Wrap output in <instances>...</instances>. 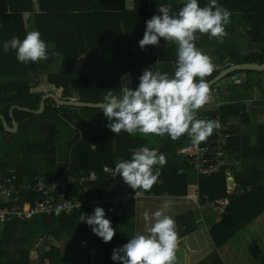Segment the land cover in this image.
<instances>
[{
    "label": "trees",
    "instance_id": "1",
    "mask_svg": "<svg viewBox=\"0 0 264 264\" xmlns=\"http://www.w3.org/2000/svg\"><path fill=\"white\" fill-rule=\"evenodd\" d=\"M179 1L135 0V8L127 10L125 0H38L39 11H36L33 0H0V115L5 117L11 127L9 112L12 106L37 110L42 96L50 92L40 91L38 87L61 90L62 98L66 100L77 95L80 101L99 103L107 91L121 87L122 77L130 73L133 77L131 85L135 90L139 85L136 79L138 74L141 75L142 68L149 64L155 66L157 61L164 59L165 51L178 48L177 44L167 45L169 42L164 41L159 49L148 46L142 50L139 41L143 39L146 22L154 15H159L155 10L159 7L170 5L169 13L178 14L186 0ZM198 3L204 7L209 0H198ZM218 4L232 13L231 23L226 26L229 35L221 44L215 38L210 39L207 34L198 33L196 45L215 49L222 47L223 54L229 55L235 63H263L264 50L261 53L240 55L241 43L234 39L241 41L236 26L244 22L249 26L245 38L248 45L264 47V0H218ZM27 23L30 25L27 26ZM31 29L39 31L41 39L52 43L60 55L53 59L50 57L45 62L24 64L17 60L15 50L4 52V42L14 36L22 40ZM111 38L116 39V44L108 48L106 40ZM234 44L236 50L229 52ZM176 64L175 59V69ZM220 70L214 68L205 77L207 82ZM242 73H245L244 81L240 80ZM249 73L264 74L235 71L211 88L222 85L225 89L221 91L232 93L233 78L239 79L240 86H245L252 79L246 75ZM207 107L203 105L196 114L206 111L209 115H220L225 122L231 123L232 137L240 126L236 127L233 116L238 117L241 124L245 123L241 119L247 114L244 112L245 103L228 102L223 108L221 104ZM13 117L18 124L15 133L5 131L0 118V173L3 176L22 181L43 174L52 178L60 171H94L98 175L100 192L110 195L116 191L110 184L107 169H114L119 161L130 159L132 149L147 146L158 149L159 153L166 156V164L158 166L161 171L159 179L163 180V184L152 187L148 193L153 192L161 197L163 194H167L165 197L186 196L188 187L193 184L192 177L198 187L195 197L199 198V205L213 209L219 206V200L228 197L227 190L231 184L240 181L243 191L246 186H251L250 191L230 196L232 201L220 222H214V218L207 214L203 216L202 223L208 226L216 251L234 241L245 226L264 212V147L259 150L247 145L246 148L239 147L231 151L233 155L242 151L241 159H256L261 163L262 168L254 169L251 166L249 173L239 171L238 166L234 167L230 163L232 156H229L227 165L213 173L195 175L189 165V171L178 174V169L186 168L188 157V153L179 150L191 142L190 139L180 137L173 141L168 136V144L159 151L147 136L111 132L106 127L109 121L100 108L59 106L53 99L46 101L41 114L15 109ZM63 134L71 136L65 143L66 152L60 143ZM183 139L186 141L183 142ZM259 140L264 142V132H260ZM32 145L41 148L33 149ZM231 147L230 141L229 150ZM105 205L106 218L116 226L135 218V201L125 206L114 203ZM90 213L88 211L87 215ZM194 216L199 218L195 213ZM194 216L189 212L175 219L181 237L194 233L202 226L194 220ZM30 221L32 235L29 239L19 237L17 231L23 225L19 219L13 218L2 224L0 264H45L46 261L47 264H71L75 256L78 264H118L113 259L110 263L106 262L108 256H103L101 260L105 262L100 263V259L92 258L91 252L96 250L113 255L114 249L121 248L129 241L117 240L114 244H107L86 223H79L73 216H38ZM64 233L73 237L72 254L64 252L61 246H52L47 251L51 244L49 237L60 242ZM30 247L36 249L38 261L30 259Z\"/></svg>",
    "mask_w": 264,
    "mask_h": 264
},
{
    "label": "clouds",
    "instance_id": "2",
    "mask_svg": "<svg viewBox=\"0 0 264 264\" xmlns=\"http://www.w3.org/2000/svg\"><path fill=\"white\" fill-rule=\"evenodd\" d=\"M159 12L161 15H154L146 22L139 46L142 50L148 46H159L161 39L177 44L178 59L174 75L145 69L135 90L127 86H122L118 92L109 90L98 107L109 121L106 127L114 134L122 131L144 136L162 137L167 134L173 141L187 135L193 145H198L212 134L216 126L215 121L196 117V112L210 98L205 77L214 71L215 65L195 42L199 39V33L207 34L210 39L215 38L222 44L229 35L226 26L231 23L232 13L218 4V0H209L204 7L200 6L198 0H186L178 14H170L167 7H159ZM9 49L15 50L17 60L24 64L50 58L48 44L41 39L39 31L28 32L22 40L14 36L4 42V52ZM59 55L56 51L51 52L53 57ZM165 164L166 156L163 153L145 146L135 150L131 159L116 163L113 177L121 176L134 190L148 191L157 183L161 175L160 167ZM60 173L80 174L81 171ZM85 211L66 216L76 217L79 223H86L105 243L111 242L116 232L106 218L105 210L96 207L90 216L84 214ZM152 217L154 223L148 229V234L137 235L121 248L114 249V261L118 264H176L178 234L174 219L165 215L163 210H157ZM145 220H149L148 213H145Z\"/></svg>",
    "mask_w": 264,
    "mask_h": 264
},
{
    "label": "built area",
    "instance_id": "3",
    "mask_svg": "<svg viewBox=\"0 0 264 264\" xmlns=\"http://www.w3.org/2000/svg\"><path fill=\"white\" fill-rule=\"evenodd\" d=\"M196 117L215 121L216 126L212 134L200 144L193 145L189 142L179 150V152L188 153V157L186 168L178 169V174L189 171V165L192 169L190 171L195 175L210 174L229 162L228 147L232 138L231 123L225 122L220 115H209L206 111L199 112ZM186 139L190 138L186 135ZM138 149L140 148L132 149L131 156ZM107 172L110 175L108 177L110 184L116 191L110 195L100 192L98 175L94 171H81L80 174L60 173L52 178L43 174L22 181H17L13 177H5L0 181V220L8 222L13 218L26 220L39 215H78L85 209H95L106 203L125 206L132 201L156 197L153 192L132 189L119 175L113 177L114 169H107ZM162 184L163 180L158 179L154 186ZM245 190H249V187L243 191V189L236 190L233 186L234 193H242ZM166 195L163 194V196ZM218 203L226 205L228 199H221Z\"/></svg>",
    "mask_w": 264,
    "mask_h": 264
},
{
    "label": "crops",
    "instance_id": "4",
    "mask_svg": "<svg viewBox=\"0 0 264 264\" xmlns=\"http://www.w3.org/2000/svg\"><path fill=\"white\" fill-rule=\"evenodd\" d=\"M174 2H180V1L174 0ZM33 5L35 7V10L39 11L38 0H33ZM165 7L170 9V5L165 6ZM125 8L127 10L134 9L135 8V0H125ZM151 9L152 8H148V10H151ZM155 10H157L159 15H161V13L159 12V9H155ZM32 30L33 29L29 30V32ZM164 41H165L164 39H161L160 43H159L160 47L159 46H156V47L158 49L161 48L163 46ZM46 43L48 44V53L49 54L52 51H55L52 43H50V42H46ZM115 44H116L115 38H111V40L110 39L106 40V46L108 48H113L115 46ZM172 44H173V42L167 43V45H172ZM197 47L203 53L209 55L212 58V61L215 65V69H221L222 70V69H224L227 62L229 60L231 61V58L229 57V55L217 54V50H215L214 47H211V46L207 47V46H201V45H197ZM177 50H178V48L174 47L173 49H170L169 51H165L163 53L164 59L157 61L155 66H152V64H149L147 67L142 68L141 69V75L143 74V71L145 69H152V70H158L162 73L167 72L169 74V76H173L174 72H175V65H174L175 59L176 60L178 59ZM233 63H235V62H233ZM141 75L138 74V79H136V81H139V77ZM245 78L246 77L240 76V80L242 79L244 81ZM233 79L235 80V81H231V82H233V84H235L236 81L240 82L239 79H236V78H233ZM132 81H133L132 75L130 73L125 74L122 77V83H123L122 86H127V87L133 89V86L131 85ZM252 82L248 83L250 85L248 90L256 92L259 88H254V84H252ZM256 84H258V83L256 82ZM121 87L115 89L114 91L118 92ZM222 87H224V86L217 85V86L209 89V97L210 98L204 104V106L214 107L218 104H221V106L223 108V107L227 106L228 102L233 103V104H237V102L245 103L246 107H245L244 112H246L247 114L245 115V118H241V119L244 120L242 122H245L243 124H244V127L247 129V132H248L245 135L248 138L244 137L243 133L242 134L240 133V128H239V131L236 132L230 140L232 147L230 148V150L228 148V151H229L230 155L232 156V158H236L237 162H241L238 160L237 157L243 158L241 156L242 151L233 155L231 153V151H233V149H235V148L239 149V147L241 149H243V148H246L247 145H250L254 149H259V150L264 147V142L263 141L260 142V140H259L260 131L262 133V132H264V129L257 127L259 124L261 125L264 122V103H263L264 102V95H261L260 97H258L257 93L251 94L245 88L246 93H248V94H243L242 97L239 99V98L235 97V95H233L234 94L233 91H232V93H230V92L227 93V92L221 91L222 89H225ZM73 99L78 100L77 95H74ZM235 118H238V117L233 116V119H235ZM249 120L256 121V122L255 123H248ZM236 127H238V126H236ZM258 129H261V130L257 131ZM153 136L155 138L154 139L150 138L151 142L153 145L156 146V148H159V151L161 150V148H163V146L168 144V135L167 134H165L162 137L155 136V135H153ZM182 138H186V135L182 136ZM179 139H181V138H179ZM185 141L186 140L183 139V142H185ZM248 161L250 162V167L245 169L243 171L244 173L251 172V170H252L251 166L254 169L255 168H262L261 163L259 161H257L256 159L255 160L249 159ZM0 175H1L0 181L2 179H4L5 177H9V176H3L2 172L0 173ZM191 179L193 181V184H191L188 187V194L186 196H182V197L156 196V197L143 198V199H140L138 202L136 201L135 218H133L132 220H137L136 221L137 222V230L133 231L132 227H129V228L127 227L124 230V232H128V233L130 232L131 234L134 235V237L137 235H147L148 234V229L151 227L152 223H154L153 218H151L150 220H147V221L145 220V213H147V210H148L147 207L153 206V203H151L150 201H154V200L161 201V202L157 203L156 206L158 208H160L161 210H163L165 215L173 218L174 221L177 217L184 215L186 213H189V211H191V210H194V206H195L193 203L194 201L192 199L193 202H191L189 200V197L191 195V192L193 194L192 196L193 197L195 196L196 191H198V187H197V185H195V180L192 177H191ZM234 185H235L236 190L242 189V185H241L240 181H237ZM246 187H249L248 191H250L251 186L248 185ZM245 192H247V191H245ZM245 192H243V193H245ZM227 193H228V197H225L223 199H228V203L225 205V211L220 215L219 220L217 222H220L222 219V215L227 212L226 208L230 204V202L232 201L230 199V196L232 195V197H234V196L238 195V194L230 193L228 190H227ZM165 205H167V206L165 207ZM100 207L105 209V207H107V206L103 205ZM86 210L87 211H85L84 214H87V212L89 211V212H91L90 215H92V214H94L95 209H86ZM263 215H264V212L260 213V215L257 218H255L250 224L245 226L241 230V232L239 233V235H238L239 237H236L234 240V243L237 244L238 246L233 244V245H231L229 250L226 252L230 256L232 254L234 258L238 259L236 264H242V261L248 262L249 264H264V240L261 241L258 239L256 242L251 241V239L254 238L256 233H260V231L263 232L264 228L259 229L257 226L249 227V225H251L252 223L257 221L258 218H260ZM260 220L264 221V218H260ZM20 221L24 222L26 220H20ZM4 223H7V222H4ZM31 223H30V226L32 225ZM82 225H84V224H82ZM112 225H114V224H112ZM202 227L203 226L199 227L200 228L199 230L203 229ZM31 229H32V227H31ZM176 231L178 234V251L176 252V257H177L176 264H189V235L181 237L178 233L177 227H176ZM63 236L64 237L62 238V240H65V236H68V234L64 233ZM263 236H264V233H263ZM49 239H51L50 245L54 246L53 242H56V240L52 237H49ZM114 239H116L115 241L127 240V238L120 237V236L119 237L114 236ZM129 239H131V238H129ZM199 241H200V245H202V243H204L201 238H199ZM107 244H110V243H107ZM225 246H226V244L223 245V247H225ZM65 248L67 250V246H64V248L62 250L67 253ZM226 248H227V246L225 248H223V250ZM247 251H249V252L244 253ZM191 252H193V251H191ZM91 254H92L93 259H100L101 260V258H103V256L112 257V255H106L103 251L99 252V251L95 250V251H92ZM98 254H101V256L97 257L96 255H98ZM110 257L106 260V262H109V263L111 262ZM103 262H105V261H102V260L100 261V263H103ZM71 264H78V260H77L76 256L71 260Z\"/></svg>",
    "mask_w": 264,
    "mask_h": 264
},
{
    "label": "rangeland",
    "instance_id": "5",
    "mask_svg": "<svg viewBox=\"0 0 264 264\" xmlns=\"http://www.w3.org/2000/svg\"><path fill=\"white\" fill-rule=\"evenodd\" d=\"M29 25H30V23H27V26H29ZM248 29H249L248 24H246L244 22H241L240 24H238L236 26V33L240 34V39L242 41L241 42L238 39H234L236 42H240L241 43V48H240L241 50L239 51V54L240 55H249V54H254V53H261L264 50L263 46H249L248 42H246L245 38H246V35H247L246 32H247ZM32 31H35V30H32ZM230 49L232 51H229V52L235 51L236 50L235 44L233 46H231ZM215 50H217V54H220V55L223 54V48L222 47H219V49L216 48ZM49 57H51L52 59L54 58L53 56H50V55H49ZM231 64H233V62H231L229 60L226 65L230 66ZM249 74L250 75H248V74H246V75L247 76H251L252 79H250V82L253 81L252 84H254V88H259V89L256 92L255 91L254 92L253 91H249L248 90L249 86H250L249 84H247L245 86H240V83H238L236 81L235 84L231 87V90L234 92L235 97L240 99L243 94H248V93H246L245 88L251 94L257 93L258 97H260L261 95H264V74H257V73H249ZM241 76L245 77V73H242ZM41 79H43V77H41ZM256 82L258 84H256ZM37 89L40 90V91H44V92H47V91L53 92V93L57 94L62 99L61 90L54 89L53 87H44L43 89L38 87ZM234 122L236 123L237 126L240 125L239 126L240 133L241 134L243 133L244 137L248 138L245 135V134L248 133L247 129L244 127V124H241V120L239 118H235ZM255 122L256 121L249 120L248 123H255ZM257 127H260L261 129H264L263 128L264 127V122L261 125L259 124ZM261 129H258L257 131H260ZM136 134L142 135L140 133H136ZM136 134H133V135H136ZM69 137H71V136L63 134V138L60 141L62 149L64 150V152H66L65 143H66L67 140L70 139ZM147 137L149 139L150 138L151 139L155 138L153 135H148ZM31 147L33 149H40L41 148V147H39L37 145H32ZM237 158H238L239 161H241V162H239L240 163L239 165L235 161L236 158H232V157L230 158V163H232L234 167L238 166V168H239L238 170L244 171L245 169L250 167V162L248 160L241 159L240 157H237ZM233 186H235V185L231 184L229 186V192H231V193H234ZM192 195L193 194L191 192L189 200L191 202L194 201L193 203H194L195 206H194V210H191L189 212L193 213V216H194V213L197 214V217H199V218L196 219L195 216H194V220L196 222L199 221L198 223L203 226L202 227L203 229L199 230L200 228H198L197 231H195L192 234H189V264H236L238 259L234 258L232 254L230 256L226 252L229 250L231 245H233V244L237 245V244H235L234 241H232V242L226 244V246H227L226 249L223 250V248H225L226 246L225 247L222 246L221 248L217 249V251H216V247L213 244V241H212V238H211V235H210V232H209V228H208L207 225H204L202 223V222H204V217L203 216L206 215V214L211 216V217H213L214 218V222H217L219 220L220 215L225 211V205H221L220 204L219 206H217V207H215L213 209L207 208V207L205 209V208H202V205H199V198L193 197ZM162 197H165V196H162ZM192 199H193V201H192ZM150 202L153 203V206L147 207L148 208L147 213L149 215V220L151 218H153L152 214L154 212H156L157 210H161L160 208H158L156 206V204L161 202V201L154 200V201H150ZM260 218H264V215L261 216ZM260 218H258L257 221H255L254 223L249 225V227L257 226L259 229L264 228V221H261ZM136 221L137 220L130 219V220L122 221L121 222L122 224L120 223L118 226L112 225V227L114 228V230L116 232L115 236L116 237H119V236L120 237H125L127 239L133 238L134 237L133 234H131L130 232L129 233L128 232H124V230L127 227L128 228L132 227L133 231L137 230V222ZM4 222H7V221H1L0 220V238L2 237V234H3L2 224ZM30 223H31V221L29 219H27L25 222H23V225H21L19 227L17 233H18L20 238L29 239L31 237L32 229H31ZM263 233H264V231L263 232L260 231V233H256V235L254 236V238L251 239V241L252 242H256L258 239L263 241L264 240ZM199 238H201L202 241L204 242V243H202V245H200ZM72 240H73V237L68 234V236H65V240H62L61 242H53V244L56 247H60L61 246L62 249L64 248V246H67V250H66V248H65V250L67 251V253L72 254V250H71ZM115 240L116 239L113 238V240L111 242H109V243L113 244L115 242ZM51 247H52V245H49V247L47 248V251L50 250ZM191 251H193V252H191ZM248 252L249 251L244 252V253H248ZM96 256L100 257L101 254H98ZM110 258H111V262H112V257H110ZM30 259L38 261L37 251H36V249L34 250L31 247H30ZM47 263H48V261L45 262V264H47ZM242 264H249V263L242 261Z\"/></svg>",
    "mask_w": 264,
    "mask_h": 264
},
{
    "label": "water",
    "instance_id": "6",
    "mask_svg": "<svg viewBox=\"0 0 264 264\" xmlns=\"http://www.w3.org/2000/svg\"><path fill=\"white\" fill-rule=\"evenodd\" d=\"M235 71H253V72H264V62L263 63H255V62H244V63H233L230 66L222 69L214 78L208 81L209 89L222 80L224 77L228 76L229 74L235 72ZM48 99H53L55 103L59 106H75V107H85V108H99L98 105L101 103H91V102H84L80 100H74V99H61L57 94L53 92H47L45 93L42 98L39 105V108L37 110H33L27 107H20L17 105H14L11 107L9 115L12 119V126L10 127L7 123L4 116L0 115V118L2 120V124L4 127V130L9 133H15L18 129L17 121L13 117V111L15 109H19L21 111L33 113V114H41L45 110L46 101Z\"/></svg>",
    "mask_w": 264,
    "mask_h": 264
}]
</instances>
